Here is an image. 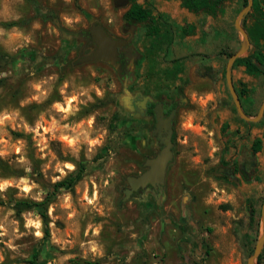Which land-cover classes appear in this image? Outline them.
<instances>
[{
    "label": "rangeland",
    "instance_id": "1",
    "mask_svg": "<svg viewBox=\"0 0 264 264\" xmlns=\"http://www.w3.org/2000/svg\"><path fill=\"white\" fill-rule=\"evenodd\" d=\"M38 1L36 10L0 0V50L13 57L0 64V264H248L262 232L264 144L253 155L242 136L229 143L228 132L242 121L261 130L263 118L242 119L225 77L228 55L242 45L235 21L243 0H227L218 18L175 0ZM133 2L158 18L165 38L158 49L160 39L144 26L135 38L124 30ZM95 20L117 38L135 39L131 81L103 62L77 64L84 41L62 38L60 29L78 34ZM12 22L19 24L6 26ZM133 89L169 97L181 90L185 100L164 195L121 203L125 178L143 172L160 149L151 119L136 116ZM258 134L245 143H264ZM245 165L249 180L240 173ZM77 173L73 188L51 198L48 236L39 208L17 213L16 202H41Z\"/></svg>",
    "mask_w": 264,
    "mask_h": 264
},
{
    "label": "water",
    "instance_id": "2",
    "mask_svg": "<svg viewBox=\"0 0 264 264\" xmlns=\"http://www.w3.org/2000/svg\"><path fill=\"white\" fill-rule=\"evenodd\" d=\"M247 5L239 13L236 21L235 28L242 36V45L239 51L234 53L228 60L226 66V83L233 99L234 105L237 109L238 114L242 119L249 122H258L264 115V102L261 106L256 117H250L246 114L243 109L240 97L234 87L232 80V72L235 61L243 57L250 48L249 35L242 26V21L245 16L252 10L254 0H247ZM130 0H118L115 2L116 6H126ZM60 27L58 22H55ZM62 38L74 39L80 38L84 41V46L80 51V57L76 61L77 64L103 62L114 69H116L120 78H128V82L133 79L132 74V62L137 57L136 52L130 46V42L124 39L117 38L110 34L105 27L98 21L95 20L90 29L78 34H72L66 32L64 29H60ZM90 48L91 51L88 54H84L85 49ZM127 53L128 55H125ZM124 57L127 59L124 61ZM126 94H129L126 92ZM126 103L129 105L131 110H134L132 101L128 95L125 97ZM147 102H154L150 96H144L142 101L136 102V106L140 112L136 114L137 117H142L140 113L146 109ZM156 124L152 131V136L156 140L159 146V151L153 157L147 158L143 164L145 168L143 172L138 175H129L125 178V185L128 187L123 191V199L121 203L131 199L133 193L142 190L145 192H152L156 198L164 195L166 187L167 173L170 164L174 160V142H173V125L171 123L172 116L168 119L164 118V112L161 104L155 107ZM149 119V117H143ZM261 227L262 232L255 246L252 256L248 260V264H260L257 259L264 248V203L261 211Z\"/></svg>",
    "mask_w": 264,
    "mask_h": 264
},
{
    "label": "trees",
    "instance_id": "3",
    "mask_svg": "<svg viewBox=\"0 0 264 264\" xmlns=\"http://www.w3.org/2000/svg\"><path fill=\"white\" fill-rule=\"evenodd\" d=\"M29 4H31L34 9L38 10L40 8V2L38 0H25ZM179 1L182 8L189 11L190 13L199 15H209L213 18H218L224 15L226 12V2L227 0H175ZM248 3L247 0H243V6H246ZM124 19L127 23H135L142 25L146 28V33L150 37H156L160 39L157 43H155L156 49L159 48L161 44H163L165 38L161 39V31L162 28L159 24L158 18L152 13L150 9L143 7L141 4L133 2L130 9L124 14ZM247 21L251 22V25H247ZM18 22L7 23L6 26H17ZM242 24L249 35V39L253 44V52L244 55L243 57L238 58L234 67L236 66H244L245 71L248 75L251 76H264V0H254L252 10L245 16L242 21ZM194 27H191L189 31L184 30V35L187 33H193ZM234 53H230L228 56H232ZM13 57L0 50V64L5 60H11ZM178 72V69L173 73L175 76ZM238 93V92H237ZM240 99L242 97L241 93H238ZM242 102V101H241ZM245 111V109H244ZM246 112V111H245ZM151 127L150 125H148ZM19 136H23L22 134ZM262 149L261 141L254 142L251 151L252 154L255 155ZM2 163L0 159V164ZM246 169H240L241 175L244 179L249 180L250 171L247 170V165L244 166ZM79 174H71L66 177L62 181H59L53 185V191L47 190L46 198L41 202H34L30 200H24L16 202L15 209L18 214H21L23 211L33 210L39 208V214L41 215L43 225L45 227V235H49V220L47 211L49 208V204L51 203V198L57 192L67 189L73 188ZM2 201H0L1 203ZM249 218L253 221L255 218V209L253 206L248 207ZM206 247L205 254L206 257L210 254V248L208 245L204 244ZM252 253L254 250L251 251ZM205 257V258H206ZM258 262H264V249L258 257ZM33 264V263H32ZM92 264V263H87ZM198 264V263H197Z\"/></svg>",
    "mask_w": 264,
    "mask_h": 264
},
{
    "label": "crops",
    "instance_id": "4",
    "mask_svg": "<svg viewBox=\"0 0 264 264\" xmlns=\"http://www.w3.org/2000/svg\"><path fill=\"white\" fill-rule=\"evenodd\" d=\"M247 25H251V22L247 21ZM237 39L241 40L238 36L236 38V41L234 40V43H237ZM253 50H254L253 44L250 41V49L246 55L252 53ZM232 80L236 91L242 94L240 100L242 101L241 102L242 106L244 102L243 109H245L246 114L248 116L252 117L251 113L258 107L259 103H260L259 107L261 109V106L264 102V76L254 77L246 73L244 66H236V67L233 66ZM227 118L230 120L232 119V121H236L235 118H233L232 116H228ZM262 118L263 119L261 120L262 122L261 125L264 127V115ZM251 126L253 125L244 123V121H242V127L236 124L234 125L232 123L231 128L228 132L229 143H232L236 138L242 136V148L246 146V149L249 150V148L252 147L253 143L251 142L245 143V139L249 140V138L253 137V135H259L258 134L259 132H264V128L260 130L257 129L256 127H251ZM263 144L264 143H262V145Z\"/></svg>",
    "mask_w": 264,
    "mask_h": 264
},
{
    "label": "flooded vegetation",
    "instance_id": "5",
    "mask_svg": "<svg viewBox=\"0 0 264 264\" xmlns=\"http://www.w3.org/2000/svg\"><path fill=\"white\" fill-rule=\"evenodd\" d=\"M131 1L132 0H130V2ZM123 20H124V26H125V29L124 30L126 32H128L129 34H131V36H134V38H135V34H136V28L135 27L141 26V25L135 24V23L134 24L133 23H127L125 21L124 17H123ZM131 40L132 41H130V46L133 48L135 39L132 38ZM124 54L125 55H128L127 53H124ZM123 59L125 61L127 59V57H124ZM138 92H140L139 95H136L137 90H134V89L132 90V94H133L132 100H133V103H134V105L136 107L137 113H139L140 110L136 106V102L142 101L143 98H144V96H150L154 100V102H147L146 109L144 110V112L140 113L142 117H147V118L149 117L151 119V122L153 124L152 131L154 130V127H155V124H156L155 107L158 104H161L162 105L163 112H164V118L165 119H168L171 116V114H173L171 123H172L173 129H174V126H175V118H176V115H177L178 108L180 107L181 104H183V101L185 100L184 99V96L180 93L181 90H179V92H177L176 95H174L173 97H169L167 95H162V94L161 95H150L148 93H144L143 91H139V90H138ZM246 162H247V164H252L253 163V161H252L251 158L250 159H247ZM240 169H242V166H240ZM232 171H234V170H232ZM233 175H234V173L232 172L230 174V176H233ZM127 188H128L127 186L123 187L122 192L124 190H126ZM142 194H143V191L142 190H139L138 192L133 193L131 195V199L132 198H135V197H138L139 195H142Z\"/></svg>",
    "mask_w": 264,
    "mask_h": 264
}]
</instances>
